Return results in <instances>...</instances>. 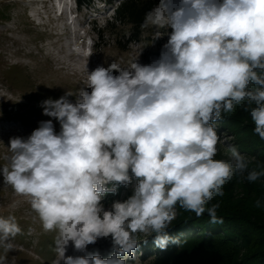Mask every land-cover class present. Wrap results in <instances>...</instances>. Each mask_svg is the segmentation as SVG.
<instances>
[{"label":"clouds","instance_id":"clouds-1","mask_svg":"<svg viewBox=\"0 0 264 264\" xmlns=\"http://www.w3.org/2000/svg\"><path fill=\"white\" fill-rule=\"evenodd\" d=\"M141 28L156 29L154 40L168 35L158 59L87 69L83 86L41 102L59 133L41 121L28 137L11 138L2 157L4 184L56 234L52 264H137L139 234H154L162 250L180 243L168 235L177 206L222 224L219 203L208 205L226 182L264 177V162L250 168L254 158L235 148L216 159L215 128L239 105L264 140V0H158ZM93 46L82 32L71 53L89 60ZM133 177V194L105 210L104 197ZM21 232L14 215L0 216V264ZM109 236L108 258L66 255L70 244L84 252Z\"/></svg>","mask_w":264,"mask_h":264},{"label":"rangeland","instance_id":"rangeland-1","mask_svg":"<svg viewBox=\"0 0 264 264\" xmlns=\"http://www.w3.org/2000/svg\"><path fill=\"white\" fill-rule=\"evenodd\" d=\"M37 3L36 0H0V166L5 163L2 157L7 154L10 139L28 137L41 121L51 119L55 131L59 133V122L43 114L42 101L48 98L59 99L68 90L75 91L83 86L87 69L91 72L98 66L106 67L112 62L127 66L137 58L140 64H149L160 57L163 45L169 38L164 35L154 40L156 29L149 28L141 39L131 41L127 26L109 27L107 22L113 16L117 0H85L79 15L70 25L65 24L64 17L48 15L47 8L44 9L46 17H43ZM28 11L33 12L38 24L32 21ZM88 11L90 13L86 14ZM51 14L54 15L53 10ZM88 18L89 23L86 22ZM82 27L84 30H81ZM69 28L75 30L73 35L69 34ZM167 31L170 33L171 29ZM82 32L88 33L95 43L89 60L75 57L71 53L73 43L81 38ZM69 100L74 102L75 97H69ZM215 128L219 137L216 159H230L233 148L246 155L244 139L254 135V124L241 106H236L230 113H222ZM254 139L257 145L264 147V140L258 136ZM137 183L133 177L127 187L117 185L116 193H109L102 200L105 210L111 209L115 201L128 199ZM236 193L242 195L240 190ZM9 215L16 217L22 232L12 241L15 247L6 254V264H52L56 258L55 232L44 231L27 198L4 184L3 176L0 175V216ZM180 220L183 218L177 207L176 219L169 230ZM138 239L140 241L135 251L139 260L137 264H173L153 254L159 249L152 246L154 234H139ZM112 252L113 242L109 236L88 245L84 252L76 251L70 244L66 255L99 254L108 258ZM141 252H151L152 255L142 259ZM0 255H5L2 248ZM128 261L133 260L128 258Z\"/></svg>","mask_w":264,"mask_h":264},{"label":"trees","instance_id":"trees-1","mask_svg":"<svg viewBox=\"0 0 264 264\" xmlns=\"http://www.w3.org/2000/svg\"><path fill=\"white\" fill-rule=\"evenodd\" d=\"M78 2L82 4L85 0ZM157 3L158 0H117L113 17L107 24L127 26L130 40H139L146 30L141 28L145 14ZM255 136L258 135L244 139L245 154L254 158L250 168L264 162V147L256 144ZM239 190L241 196L236 193ZM223 191L222 197L216 196L211 201L220 205L217 215L223 219L222 224H210L208 214L197 218L194 212L177 206L183 220L168 229V235L180 243H170L166 249L159 248L153 254L173 264H264V206L255 207L257 199L264 205V177L254 183L234 177L226 182ZM141 253L142 259L152 255Z\"/></svg>","mask_w":264,"mask_h":264},{"label":"bare ground","instance_id":"bare-ground-1","mask_svg":"<svg viewBox=\"0 0 264 264\" xmlns=\"http://www.w3.org/2000/svg\"><path fill=\"white\" fill-rule=\"evenodd\" d=\"M39 1H41V0H39ZM63 1H65V0H63ZM63 1L61 2V4H58L57 5L58 11H60L61 8H62V6L65 5V3H63ZM88 13H90V11H88L86 14H88ZM52 16L57 17V18H61V17H64L65 18V16H57L55 13ZM70 20H71V22H70V24H71L72 21H73L72 17H70ZM65 22H66V19H65Z\"/></svg>","mask_w":264,"mask_h":264}]
</instances>
